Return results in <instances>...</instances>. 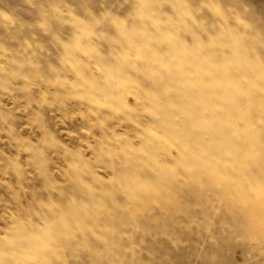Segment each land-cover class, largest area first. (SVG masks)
Instances as JSON below:
<instances>
[{
    "label": "rangeland",
    "instance_id": "374dc122",
    "mask_svg": "<svg viewBox=\"0 0 264 264\" xmlns=\"http://www.w3.org/2000/svg\"><path fill=\"white\" fill-rule=\"evenodd\" d=\"M121 2L0 4V264H264V0Z\"/></svg>",
    "mask_w": 264,
    "mask_h": 264
},
{
    "label": "clouds",
    "instance_id": "9594fccd",
    "mask_svg": "<svg viewBox=\"0 0 264 264\" xmlns=\"http://www.w3.org/2000/svg\"><path fill=\"white\" fill-rule=\"evenodd\" d=\"M28 2H31V0H28ZM124 3L127 2V0H123ZM4 0H0V4H3ZM105 3H110L112 8H116L118 5L123 6L121 0H101V6L103 7ZM225 14L229 19H234V14L230 10H225ZM48 20H52V16L47 17ZM36 25H30L26 22H18L17 18L10 15L4 8H0V59L6 60L8 65H15V70L10 71L9 67H6L4 64H0V72L4 73L6 76H13L14 78L18 79H24L26 81H29V84H31V79H42L40 76L39 71V64L33 63V60L42 56L45 52L44 49L38 48L35 45V40L33 38V43L29 44L27 42V39L22 36V33L24 32L25 28L32 29L35 28ZM55 43L53 44V47L56 46V44L59 43V40L54 36L53 37ZM12 43L19 44V50L17 52V56H23L24 60L21 63L17 62V59H9L8 58V52L9 49L6 47V45H10ZM27 69L28 75H23L18 73H23V71ZM50 71H52L50 69ZM31 78V79H30ZM26 88L28 85L25 86ZM4 91H7V88H4ZM114 208H120V205L114 204ZM177 227L182 228L183 230L187 231L189 234L188 239L178 238L174 234V230L172 231H161L153 236L154 240H158L160 238L168 240L173 248L176 250H179L180 248L189 247L192 248L195 252L199 253L202 251L201 244L193 239H191V236L193 235L191 226H185V225H177ZM10 251H13V249H9ZM128 251H131L129 249ZM161 264H167V257H163L161 260Z\"/></svg>",
    "mask_w": 264,
    "mask_h": 264
},
{
    "label": "bare ground",
    "instance_id": "6f19581e",
    "mask_svg": "<svg viewBox=\"0 0 264 264\" xmlns=\"http://www.w3.org/2000/svg\"><path fill=\"white\" fill-rule=\"evenodd\" d=\"M259 248V247H258Z\"/></svg>",
    "mask_w": 264,
    "mask_h": 264
}]
</instances>
